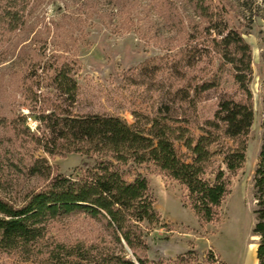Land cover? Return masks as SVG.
I'll list each match as a JSON object with an SVG mask.
<instances>
[{
  "label": "rangeland",
  "instance_id": "rangeland-1",
  "mask_svg": "<svg viewBox=\"0 0 264 264\" xmlns=\"http://www.w3.org/2000/svg\"><path fill=\"white\" fill-rule=\"evenodd\" d=\"M220 4L226 9L225 21L242 33L251 54L248 88L253 121L244 138V163L230 178V193L210 223L198 221L184 204V189L153 164L122 167L126 180L136 173L147 179L160 217L152 228L142 226L149 259L175 264L176 257L183 255L180 264H257L252 185L263 131L264 0H221ZM112 6H172L188 14L190 4L186 0H32L21 30L0 36L1 196L18 202L25 193L47 184L48 180L25 173L24 166L32 158H44L51 175H71L83 163H91L78 154L43 153L32 140L42 128L34 131L33 118L24 122L30 111L65 106L48 81L49 66L56 60L72 62L78 88L69 110L75 114L107 113L131 124L133 112L151 117L162 103H168L177 118H184L181 125L196 136L202 122L212 116L219 97H239L224 78L219 87L196 96L194 105L178 100V90L185 92L212 72L214 59L207 57L192 67L183 66V28L163 15L149 13L136 24V31L122 26L118 30L116 19H109L114 14ZM191 94L189 91L188 96ZM175 146L184 152L179 144ZM47 238L65 245L82 242L104 246L108 241L101 223L82 215L50 222ZM0 264L39 263L0 253Z\"/></svg>",
  "mask_w": 264,
  "mask_h": 264
},
{
  "label": "trees",
  "instance_id": "trees-1",
  "mask_svg": "<svg viewBox=\"0 0 264 264\" xmlns=\"http://www.w3.org/2000/svg\"><path fill=\"white\" fill-rule=\"evenodd\" d=\"M186 1L190 4L188 14L172 6H112L114 14L109 19H116L118 30L122 26L136 31V24L146 20L149 13L163 15L184 29L183 66L192 67L207 57L214 59L212 72L185 92L178 90V100L194 105L196 96L219 87L224 78L239 97H219L212 116L202 122L196 136L181 125L184 118H177L168 103H162L151 117L133 112L131 124L107 113L75 114L69 110L78 88L72 62L56 60L49 66L48 81L65 106L30 111L24 122L33 118L34 131L42 128L32 140L43 153L78 154L91 163H83L71 175H51L44 158L30 159L24 166L25 173L48 181L38 190L25 193L18 202L0 195L1 254L15 255L22 261L37 260L39 264H172L146 256L148 246L142 226L152 228L160 217L154 210L147 179L140 173L125 179L122 167L127 164H153L184 189V204L199 222L216 220L222 201L230 193V178L245 159L244 138L253 121L248 88L251 54L242 33L225 21L221 0ZM31 2L0 0V36L21 30ZM192 18L197 21L193 23ZM261 58L264 66V38ZM261 126L252 185L257 264H264V80ZM175 143L184 152H179ZM76 215L101 223L107 243L65 245L48 241L50 222ZM182 257L178 255L175 264H180Z\"/></svg>",
  "mask_w": 264,
  "mask_h": 264
}]
</instances>
